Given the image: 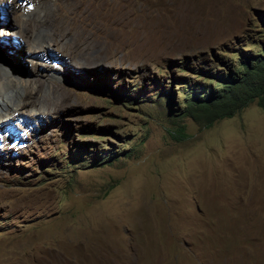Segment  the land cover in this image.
Instances as JSON below:
<instances>
[{
  "label": "rangeland",
  "instance_id": "obj_1",
  "mask_svg": "<svg viewBox=\"0 0 264 264\" xmlns=\"http://www.w3.org/2000/svg\"><path fill=\"white\" fill-rule=\"evenodd\" d=\"M41 1L0 0V64L39 77L53 112L0 124V264H264V109L210 124L177 115L182 90L220 84L199 71L211 51L264 48V0H43L36 13ZM16 5L67 39L35 56L16 39L10 54L2 27L24 20ZM184 11L193 23L180 30ZM86 14L114 37L91 67L69 37ZM145 17L176 39L141 58L117 49Z\"/></svg>",
  "mask_w": 264,
  "mask_h": 264
},
{
  "label": "bare ground",
  "instance_id": "obj_2",
  "mask_svg": "<svg viewBox=\"0 0 264 264\" xmlns=\"http://www.w3.org/2000/svg\"><path fill=\"white\" fill-rule=\"evenodd\" d=\"M47 5H48V2L46 4H44V1L42 0L40 2V4L35 3L33 5V7H34V9H36L35 10L36 13H38L39 10L40 11L43 10V8L47 7ZM20 8H22L24 10V14H23L24 20L21 21L20 23L18 22V25H16V26H15V24H10V25H3L4 27H2L3 30H7L6 33L4 34L5 39L2 40V42L5 44V46H3V47L5 50L9 51L10 54L14 55L15 53H18L19 45L15 42L16 39H18V40L22 39L23 41H26L28 43V45L30 46V54H32L34 56L37 55L38 53H40V54L41 53L42 54L49 53L52 49H54L53 47H55V42H56L57 38L61 37L63 39V40L61 39L62 41H65L67 39V36L63 35V32H62V34H60L59 32H57L55 30L56 27L53 25V21L51 20L50 16H48V14L45 13V11H44L43 17H41L39 20H35V18H34L36 15L35 13L27 12V10H26L27 8L24 7V5L23 6L16 5V9H20ZM23 10H22V12H23ZM40 11H39V13H40ZM185 13L186 12L184 11L183 13L179 14V16L177 13V20H178V26H179L178 28L180 30H181V27H183L182 25H184L185 28H188V27H191V24L193 23L190 21L193 18L192 19H191V17L188 18L190 15L186 17ZM92 17L93 16H91L90 14L82 15L81 18H82L83 25H85V28L81 27L80 29H76L77 33L75 35L76 36L81 35L83 38H86V41L79 42L77 40V37L74 36L72 33H71V36H69L70 41L74 43L72 45H74L77 49H79V51H81L78 59L82 60V61L85 60L87 62V63H85V62L83 63L81 61L82 62V63H80L81 66L82 65H84V66H90L91 65L92 66L93 64H95V62L97 60L105 59V57H107V54H108V51L110 50V48L114 47L111 44V40L114 38L111 31L104 32V31L100 30V27H102V26H100L99 28H90L89 27V23L92 21ZM179 17L181 18V24H179L180 23ZM105 18H107V17H105ZM98 19H100V17L97 18V20ZM100 20H102V19H100ZM107 21H106V23H107ZM109 22H111V21H109ZM115 22L122 24L125 21H123L121 19V20H116ZM166 22L165 21H159V20H155L154 22H152V21H149L145 17L143 20L141 19L137 25L135 24V26H134L132 24L133 28H131L130 31L121 32L119 35L121 40L119 39L120 41H118L119 43H116L117 45L115 47H117V49H121V48L126 49V47H127L131 51L130 53L134 54V56L137 58H141L142 55L149 54V53H152L154 51L156 53L158 50L157 45L160 46L164 42L166 43L167 40L172 41V39H174L175 36L177 35V33H173V32L166 33L168 28L166 30L165 26L167 25V27H170L169 22H167V23ZM98 23H100V22H98ZM104 23H105V21H104ZM112 24H113V22L106 24V26H109V27H107V29L111 28ZM6 26L9 28H6ZM174 27H176V26L173 25V28ZM183 28H182V30H183ZM162 31L165 32V34H161V35L157 36L158 34L163 33ZM65 34H67V33H65ZM91 38H94V39L92 40ZM145 39H147V41L144 43ZM6 44H8V46ZM132 54H131V57H129V56L128 57L134 58V56L132 57ZM128 55H130V54H128ZM108 56H109V54H108ZM126 56H127V54H126ZM74 57H76V56H74ZM70 58L71 57H69V61H68L70 66L73 63H76L78 60L77 58H71V59ZM85 58H87V59H85ZM110 58H112V57H110ZM137 58H136V60H138ZM107 59H109V58L107 57ZM113 60L115 61L116 59H113ZM124 60H126V59L124 58ZM103 63H104V60H103ZM52 78H54V77H52ZM33 85L37 86V90H35V88H34L35 86L33 87ZM41 86H42V83L39 80V77H36V79L31 80V79H26L23 77L15 76L11 72H9V70L4 66V64H0V121H1L0 124H3V126L5 127L9 123H11V121H13V119H15V118L25 119V120L29 119L30 120V116L33 118H43V117L50 116L53 112L51 110H48L44 106H41L40 103L37 101V98H38L37 95H38V92H40V90L38 88H42ZM26 115H29V116H26Z\"/></svg>",
  "mask_w": 264,
  "mask_h": 264
},
{
  "label": "trees",
  "instance_id": "obj_3",
  "mask_svg": "<svg viewBox=\"0 0 264 264\" xmlns=\"http://www.w3.org/2000/svg\"><path fill=\"white\" fill-rule=\"evenodd\" d=\"M222 50L211 51L203 60L205 67L199 69L220 84L215 89L202 84L203 96L195 88L182 90L184 105L177 115L196 118L202 113L210 124L234 116L253 102L264 109V48L255 53Z\"/></svg>",
  "mask_w": 264,
  "mask_h": 264
},
{
  "label": "clouds",
  "instance_id": "obj_4",
  "mask_svg": "<svg viewBox=\"0 0 264 264\" xmlns=\"http://www.w3.org/2000/svg\"><path fill=\"white\" fill-rule=\"evenodd\" d=\"M8 129H10L11 131H13L12 128H10V127ZM17 143H18V138L17 137H13L12 138V141L10 143V146L16 145Z\"/></svg>",
  "mask_w": 264,
  "mask_h": 264
}]
</instances>
